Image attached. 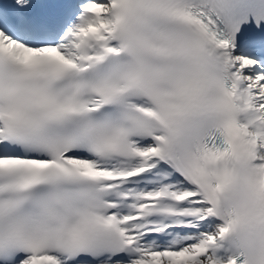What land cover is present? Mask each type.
I'll use <instances>...</instances> for the list:
<instances>
[{
    "label": "snow or ice",
    "instance_id": "obj_1",
    "mask_svg": "<svg viewBox=\"0 0 264 264\" xmlns=\"http://www.w3.org/2000/svg\"><path fill=\"white\" fill-rule=\"evenodd\" d=\"M0 264H264V0H0Z\"/></svg>",
    "mask_w": 264,
    "mask_h": 264
}]
</instances>
